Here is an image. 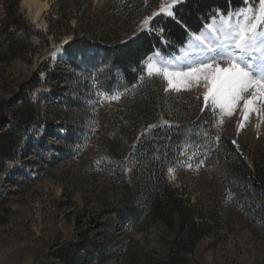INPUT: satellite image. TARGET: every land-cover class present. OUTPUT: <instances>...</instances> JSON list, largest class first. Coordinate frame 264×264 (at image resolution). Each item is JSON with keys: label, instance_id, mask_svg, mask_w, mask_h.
<instances>
[{"label": "rangeland", "instance_id": "374dc122", "mask_svg": "<svg viewBox=\"0 0 264 264\" xmlns=\"http://www.w3.org/2000/svg\"><path fill=\"white\" fill-rule=\"evenodd\" d=\"M47 1L41 25L30 19L22 0H0V51L8 59L0 62V136L13 129L17 137L13 146L0 139V264H74L64 261L63 253L90 242L101 243L107 258L88 264H264V227L249 218L225 184L247 183L216 147L202 151L183 144L191 168L168 167L164 173L171 187L198 204L203 218L204 235L185 261L168 258L178 218L171 227L150 221L127 232L103 216L129 198L115 186L118 170L133 192L137 187L128 159L135 142L130 125L136 111L149 105L141 108L116 70L104 91L95 79L102 66L94 71L95 64L85 60L90 51L74 54L77 64L70 66L64 48L76 37H86L91 48L124 43L141 32L142 20L158 11L162 0ZM149 79L152 93L158 89L168 96L167 111L180 109L193 117L204 109L201 90L165 92L162 78ZM98 90L120 93V99L100 100ZM67 98L79 99L81 106L64 105ZM235 118L220 124L214 116L216 134L235 141L246 166L264 182V116L250 113L242 129L237 127L242 118L238 123ZM153 119L152 124L165 123L162 116ZM67 129L74 136L64 144ZM169 168L175 169L173 180ZM258 202L264 204V195Z\"/></svg>", "mask_w": 264, "mask_h": 264}, {"label": "trees", "instance_id": "16d2710c", "mask_svg": "<svg viewBox=\"0 0 264 264\" xmlns=\"http://www.w3.org/2000/svg\"><path fill=\"white\" fill-rule=\"evenodd\" d=\"M239 6L241 0H184L175 5L174 17L157 16L150 24L151 31H141L124 43L114 46L96 45L97 47L91 48L86 37H76L64 48L70 66L77 64L74 54L90 51L91 56L85 60L95 64L94 71L98 65L102 66L101 72L96 71L95 79L104 91H109V86L115 79L113 72L116 70L121 75L124 88L140 103L141 108H143L141 104L148 102V107L136 111L130 125L131 132L135 134V142L128 159L136 171L137 187L133 192L123 170H118L114 175L115 186L128 193L129 198L106 209L103 216L120 224L127 232L137 224L143 226L150 221H161L171 227L175 218H178L176 237L168 246V258L176 262L185 261L204 235L200 232L203 218L198 204H190L182 191L171 187L164 178L168 167L175 166L180 169L184 165L180 162L187 163V158L181 152L183 144L201 148L202 151L216 147L227 157V162L232 161L237 169H241L242 177L239 180L245 181L247 185L244 183L242 186L233 187L226 182V189L228 191L232 189L233 194L240 198L249 218L255 223H261L263 227L264 204L259 203L258 199L264 195V182L257 172L249 170L234 148L231 138L216 134L214 116L209 110L198 111L193 117H189L180 109L167 111L170 103L168 96L158 89H154L152 93L153 85L146 74L145 78L140 80L141 65L155 52L167 56L183 48L190 34H198L211 23L217 10L226 13ZM5 61L8 59L0 51V62ZM80 102L79 99L67 98L64 105L81 106ZM153 116H162L168 125L159 121L152 124ZM149 125L156 127L149 128ZM15 134L13 129H9L0 136V139L4 145L13 146L17 144ZM72 136L74 131L67 129L62 140L64 144L69 143ZM3 158L8 157L5 155ZM61 258L67 262L72 260L74 264L83 261L88 264L94 260H105L107 251L101 243L73 244Z\"/></svg>", "mask_w": 264, "mask_h": 264}, {"label": "snow or ice", "instance_id": "6c2138e0", "mask_svg": "<svg viewBox=\"0 0 264 264\" xmlns=\"http://www.w3.org/2000/svg\"><path fill=\"white\" fill-rule=\"evenodd\" d=\"M179 2L162 0L159 10L145 17L139 30L151 31L150 23L157 15L174 17L173 9ZM146 60L141 65L140 80L145 74L148 78L160 77L166 82L165 92L202 88V111H211L222 124L225 117H232L239 108L242 121L237 127L244 128L250 113L264 116V0H241V6L226 13L217 10L203 31L190 34L187 48L176 63L160 52ZM120 95L97 91L100 100L118 101ZM174 171L169 168L173 177Z\"/></svg>", "mask_w": 264, "mask_h": 264}, {"label": "bare ground", "instance_id": "6f19581e", "mask_svg": "<svg viewBox=\"0 0 264 264\" xmlns=\"http://www.w3.org/2000/svg\"><path fill=\"white\" fill-rule=\"evenodd\" d=\"M22 4L27 8V11H28V14H29V17L30 19L36 23V24H39L41 23V25L43 24L44 25V22L42 21L41 17H42V14L44 12H46L48 10V1L47 0H22ZM187 48V47H186ZM183 49L181 50L177 55H174V57H172L171 59H167L168 61L172 62V63H176L177 61L180 60V58L183 56L184 54V51L186 50ZM195 89V88H194ZM198 88H196L197 90ZM201 91V89H199ZM259 103V102H257ZM239 109V108H238ZM253 113V112H252ZM251 113V114H252ZM255 115V114H254ZM235 119L237 121V123L241 120V116H240V112L238 113V111L235 113ZM254 119V118H253ZM256 119V118H255ZM251 121V120H250ZM264 127V126H263ZM175 177V176H174ZM173 175H170L169 178L171 180L174 179Z\"/></svg>", "mask_w": 264, "mask_h": 264}]
</instances>
